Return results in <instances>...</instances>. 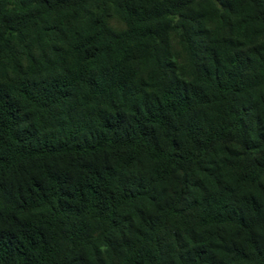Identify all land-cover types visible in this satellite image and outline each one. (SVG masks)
<instances>
[{"label":"trees","instance_id":"1","mask_svg":"<svg viewBox=\"0 0 264 264\" xmlns=\"http://www.w3.org/2000/svg\"><path fill=\"white\" fill-rule=\"evenodd\" d=\"M0 264H264V0H0Z\"/></svg>","mask_w":264,"mask_h":264}]
</instances>
